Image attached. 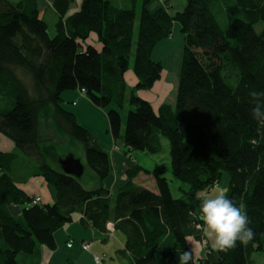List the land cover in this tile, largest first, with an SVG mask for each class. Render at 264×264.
Wrapping results in <instances>:
<instances>
[{
  "label": "trees",
  "instance_id": "16d2710c",
  "mask_svg": "<svg viewBox=\"0 0 264 264\" xmlns=\"http://www.w3.org/2000/svg\"><path fill=\"white\" fill-rule=\"evenodd\" d=\"M74 1L52 0L57 21L51 37L39 0H0V136L35 159L33 177L42 178L52 194V202L32 204L34 196L13 176L17 153L0 151V264H21L18 256L54 249V233L76 220L100 233L111 223L124 239L118 255L129 264H165L187 250L190 237L202 238L195 193L213 182H222L237 206L245 205L255 235L227 251L206 244L198 264H258L256 257L264 264V123L252 119L248 96L264 91V0H184V9L174 14L169 0L163 6L141 0L131 88L125 73L138 0H120L123 6L81 0L69 14ZM174 24L183 37L174 106L154 108L138 93L161 79L162 64L152 54L171 38ZM91 34L100 50L81 44ZM75 90L106 112L125 156L160 154L161 138L168 140L170 173L180 183L177 198L161 165L133 163L120 189H105L111 173L107 150L61 106V95ZM49 119L83 145L97 187L85 189L48 163V154L55 157L43 147V120ZM140 173L151 176L154 189L134 183ZM10 206L21 213L13 216Z\"/></svg>",
  "mask_w": 264,
  "mask_h": 264
},
{
  "label": "crops",
  "instance_id": "0c3cea01",
  "mask_svg": "<svg viewBox=\"0 0 264 264\" xmlns=\"http://www.w3.org/2000/svg\"><path fill=\"white\" fill-rule=\"evenodd\" d=\"M168 0H156L153 6L161 5L163 6L164 2ZM81 0H75L73 5L69 9V14L73 13L79 6ZM52 0H39V9L41 12L46 13L50 12L54 14L56 21L57 15L53 12L51 8ZM172 8V6L170 7ZM170 11V10H169ZM45 15V14H44ZM55 21V22H56ZM174 36L179 37L177 42V49L181 52V47L183 37L180 34L179 26L174 24ZM179 34V35H178ZM172 36V38H174ZM173 39L169 38L160 44H158L152 54V58L155 61H159L162 64V67L169 66V53L168 49L172 46ZM171 45V46H170ZM164 52L167 54L166 59L163 61ZM178 52V57L181 58V53ZM169 61V62H168ZM175 62V61H174ZM180 67L177 63L173 65V70L177 73ZM163 76V74H162ZM162 78V77H161ZM136 83V79L132 82V85ZM157 84V83H156ZM159 90V89H158ZM160 93V92H159ZM144 94V95H142ZM152 94V92H151ZM164 95L163 93H160ZM138 95L149 101V93L146 91H141ZM167 103V102H163ZM151 104V103H150ZM152 105V104H151ZM160 104L157 105V107ZM61 106L62 108L72 113L77 122L85 128L91 135H93L107 150L110 158L111 164V173L106 180H104L103 185L110 193H114L120 189L126 183V170L133 164H140L147 169H152L157 166V161L154 160L150 155L142 153L138 155L140 158L137 159L133 153L128 157L123 154V147L121 144L115 142L112 138V135L109 131V123L104 110L96 108L88 99L83 95L80 90L64 92L61 95ZM153 106V105H152ZM154 107V106H153ZM156 107V108H157ZM121 121L124 124L125 114H121ZM0 151L11 152L15 151V146L12 142L6 139L3 136H0ZM75 157V156H74ZM144 158L148 163L144 164L141 161V158ZM143 161V160H142ZM151 178V176L144 175L142 173L133 180L135 184L136 179L139 177ZM152 179V178H151ZM37 181V182H36ZM19 187L24 189L29 195L40 197L42 202H52V194L46 182L42 178H33L27 180L26 182H19ZM98 181L96 182V186ZM139 185V184H137ZM94 187V188H95ZM113 228V227H112ZM106 233H100L95 231L91 226L84 225L80 221L76 220L72 223H69L57 230L54 233V242L55 248L49 249L47 247H41L39 253L36 256L32 257H21V264H96L93 261L94 256H104L99 264H111L112 260L107 263L106 258L111 251L117 252L123 249L124 239L122 234L115 232L113 229L107 230ZM197 239L190 237L188 239V246L194 245L197 252H199L200 245L197 244ZM171 242V238L165 242L164 246H167ZM71 243V246L68 247V244ZM116 244V246L110 247V244ZM82 244H87L89 246L88 250L85 251L82 249ZM208 247H211L210 244H207ZM206 249L204 248L203 252H199L197 256V264L199 259H203L206 255ZM179 254H174L172 257L166 259L165 264H177V258ZM120 256V255H119ZM110 257V256H109ZM123 257V256H122ZM129 264V261L124 257ZM258 264H262V259L256 257Z\"/></svg>",
  "mask_w": 264,
  "mask_h": 264
},
{
  "label": "rangeland",
  "instance_id": "374dc122",
  "mask_svg": "<svg viewBox=\"0 0 264 264\" xmlns=\"http://www.w3.org/2000/svg\"><path fill=\"white\" fill-rule=\"evenodd\" d=\"M9 1H16V0H9ZM112 1L117 5L123 6V3L120 0H112ZM169 1L172 6V8L170 9L171 14L180 12L184 9L185 6L184 0H169ZM140 9H141V0H138L136 6V17L134 22V38H133V46L131 49L132 54L129 60L130 62L129 68L125 73V82L128 88H131L133 86L132 82L135 80L131 67L133 61V52L135 50V41L138 32ZM40 17H43L44 20L48 23L47 32L51 37H53L55 35L54 23L56 21L54 14L50 12H46L45 15H43V12H40ZM220 23L223 24V21H220ZM173 32H174V26L172 27V36H174ZM172 36H171V39H173L172 46L170 45L171 47L168 49V53H169L168 59L170 61L169 63L170 67L165 66L162 71L163 74L162 78L156 82L157 84L155 83L152 89L146 91V93L150 94L149 101L154 106V108H156L158 104H161L163 102H167L168 104L174 106L178 78H177V73L173 70V65L175 63L179 65L181 58L178 57L179 55L178 52L180 51L179 49H177V45L179 44L177 40L179 39V37L177 36V34L176 36H174V38H172ZM80 42L83 45V47L86 45H92L98 50L101 49V43L98 41L97 36L95 34H91L86 40H82ZM181 43H183V41H181ZM181 52H182V47H181ZM166 55L167 54L164 52L162 58L163 61L167 58ZM159 92L160 93L164 92V95L160 94ZM130 109L131 106L126 102L122 111L126 112L127 114L128 110ZM42 127L45 133L43 147L46 148V152H47L46 154L50 152V154H52L53 156L55 155L54 158L51 157V155L49 154L47 155L48 163L52 165L55 169H60L59 159L61 157L67 156L68 154L74 155L75 158L81 161L84 167L83 175L78 179L80 184L85 189H93L96 186V182L98 180L96 176L93 174V172L87 166L83 145L80 142L73 140L66 133L59 130L51 119H49L48 121L43 120ZM123 130H124V125H122L121 127V134L123 133ZM116 141L118 142V144H121L120 139H117ZM161 143H162V152L160 154H150L148 152H141V151H133L132 153L137 159L140 158L138 155H141L142 153H146L147 155H150V157H152L154 160H156L158 165L167 167L168 171L166 172L165 176L167 177V180L169 182V187L173 197L177 198L180 195L178 192V186L180 185V183L170 173V169H169L170 145L166 138H161ZM15 152L18 155V159L13 165V169H14L13 176L15 180L22 183L23 181L26 182L27 180L33 179L34 178L33 174L36 173L37 171V162L35 161V159L23 155L18 149H15ZM140 162H143L144 164L148 163L143 157L141 158ZM225 176L226 175L224 174L223 177ZM136 183L139 185L148 186V188L150 189H154V185L152 184L151 178L145 179V177L142 176L136 179ZM112 229L107 228V230L110 231ZM115 246L116 244L113 243L110 244V247L114 248ZM111 251L112 252L108 254V258H106L107 263H109L112 260L111 264H127V261L124 257L119 256L117 252H113L112 248ZM158 258L160 261L161 258L160 257ZM18 260H21V256H18Z\"/></svg>",
  "mask_w": 264,
  "mask_h": 264
},
{
  "label": "clouds",
  "instance_id": "9594fccd",
  "mask_svg": "<svg viewBox=\"0 0 264 264\" xmlns=\"http://www.w3.org/2000/svg\"><path fill=\"white\" fill-rule=\"evenodd\" d=\"M252 105L250 115L253 120L264 123V91L252 90L248 93ZM229 189L219 182H213L198 190L195 198L199 201L198 215L202 222V238L197 241L199 252L206 244L217 251L234 248L237 242L247 244L254 239V232L249 228V217L243 203L235 204L228 198ZM194 245L178 255L177 264H197L199 255Z\"/></svg>",
  "mask_w": 264,
  "mask_h": 264
},
{
  "label": "water",
  "instance_id": "95a60500",
  "mask_svg": "<svg viewBox=\"0 0 264 264\" xmlns=\"http://www.w3.org/2000/svg\"><path fill=\"white\" fill-rule=\"evenodd\" d=\"M60 169L66 174L79 179L84 172V167L81 161L74 157L72 154H68L64 158L59 159ZM9 211L13 216H18L21 210L18 206H10Z\"/></svg>",
  "mask_w": 264,
  "mask_h": 264
},
{
  "label": "built area",
  "instance_id": "2783aa9c",
  "mask_svg": "<svg viewBox=\"0 0 264 264\" xmlns=\"http://www.w3.org/2000/svg\"><path fill=\"white\" fill-rule=\"evenodd\" d=\"M81 91L84 93L83 90H81ZM39 202H40V198H39V197H36V196L32 197V204H36V203H39ZM111 226H112V224H111V223H108V224L106 225V228H110V229H112ZM70 246H71V243L68 244V247H70ZM88 248H89V246H88L87 244H82V249H83V250L87 251ZM103 257H104V256H94V257H93V261H94L96 264H99V263L101 262V260H102Z\"/></svg>",
  "mask_w": 264,
  "mask_h": 264
}]
</instances>
